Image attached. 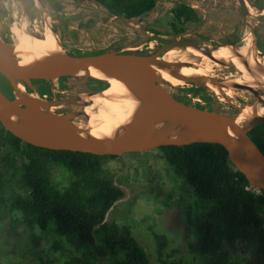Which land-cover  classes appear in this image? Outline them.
Listing matches in <instances>:
<instances>
[{
    "label": "trees",
    "instance_id": "trees-1",
    "mask_svg": "<svg viewBox=\"0 0 264 264\" xmlns=\"http://www.w3.org/2000/svg\"><path fill=\"white\" fill-rule=\"evenodd\" d=\"M93 1L120 19L146 17L157 4V0ZM47 2L60 24L67 25L62 1ZM202 21L197 10L182 1L154 24L165 28L166 34L180 35ZM94 22L81 21L79 26L89 28ZM88 82L95 90L108 86L98 79ZM34 83L41 95L52 96L49 81ZM0 88L13 98L12 87L1 73ZM248 135L264 153V123ZM156 153L182 179L174 202L193 234L192 252L206 254L209 264H264V190L250 185L226 148L194 142L161 146ZM117 157L35 146L0 123V229L11 244L6 260L13 264H188L176 257L178 249H165L166 236H158L163 241L153 261L130 224L108 219L126 195L107 166Z\"/></svg>",
    "mask_w": 264,
    "mask_h": 264
},
{
    "label": "water",
    "instance_id": "water-1",
    "mask_svg": "<svg viewBox=\"0 0 264 264\" xmlns=\"http://www.w3.org/2000/svg\"><path fill=\"white\" fill-rule=\"evenodd\" d=\"M36 5L41 0H35ZM243 9L244 23L248 34L241 36L236 44L207 43L184 39L176 35L168 42L149 53L106 50L91 55H79L73 51L52 53L47 57H36L31 63L21 65L15 52V42L7 41L0 35V73L9 81L13 98L0 88V123L22 141L29 144L55 149L71 150L96 155H123L131 152H144L165 145H186L194 142H211L224 146L236 169L241 171L256 189L264 190V153L248 135L256 126L264 123V115H253L245 123L237 122L238 115L247 107L260 103L264 105L263 92L258 85L239 82L242 73L232 61L218 58L214 52L221 47H232L233 52L251 72L246 57L238 52L248 37L258 58L264 52L257 46L256 35L249 17H261L262 10L254 11L251 0H237ZM252 10L254 12H252ZM52 31L54 26L50 24ZM60 42V41H59ZM194 47L219 65L217 70L206 75H184L185 66H196L190 60H166L164 55L172 49ZM95 67L105 76L124 82L139 99V105L131 121L120 128L114 137H97L87 127L78 123L90 120L86 111L92 97L101 95L109 86L107 79L92 75ZM163 68L186 83L208 88L207 84L218 87L229 102L232 98L236 111L224 113L217 109H204L180 100L171 89L176 86L167 82L158 72ZM225 76V77H224ZM63 77L98 79L108 84L101 90L91 89L88 93L59 97V82ZM53 82L52 96L41 95L34 80ZM58 81V83H56ZM24 86V91L20 90ZM241 92L251 96V102L242 97ZM89 98V99H88Z\"/></svg>",
    "mask_w": 264,
    "mask_h": 264
},
{
    "label": "rangeland",
    "instance_id": "rangeland-1",
    "mask_svg": "<svg viewBox=\"0 0 264 264\" xmlns=\"http://www.w3.org/2000/svg\"><path fill=\"white\" fill-rule=\"evenodd\" d=\"M61 1L63 12L69 17V21L63 36L57 31L59 43L65 50L77 54L105 50L146 52L157 48L161 42L159 38L162 36L152 33L151 22L157 18L159 20L170 8L182 1L195 5L200 10L218 8L220 14L223 8L227 11L230 8L238 10L239 5L237 0H157L154 11L147 18L131 20L116 18L103 6L92 0ZM33 3L28 4V8L25 0H0V35L4 39L14 41L17 37L21 38L24 35L22 31H20L21 35L19 31H12L13 26L25 28L40 39L46 38L50 24L61 28L59 21L54 18L55 11L46 4L47 2L41 0V4L36 5V1L33 0ZM249 3L254 11L263 9L256 4L255 0H251ZM236 13L241 17L239 23L240 37L244 34L247 35L248 28L243 21L244 15L242 12L237 11ZM262 18L264 15L261 17L252 16L248 20L254 28ZM89 19L95 20L89 28L79 26L81 21ZM223 23L217 19L212 24L204 22L199 27H195L191 33L193 35L200 33L212 25L210 29L216 31L214 34L218 38L219 32H223V29L226 31L230 29L229 25L226 26ZM178 53L179 55H187L182 51H178ZM210 65L212 70L219 68L218 64L210 63ZM49 84L52 86L53 82L49 81ZM170 84L176 86L175 89H171L174 94L185 90L192 91V93L199 92L207 97H213L215 109L218 111L232 112L229 109L228 100L220 93L212 92L208 88L196 89L191 83H186L183 80ZM59 85V97L88 93L91 90V85L84 78L67 77L60 81ZM239 94L246 101L251 102L250 94L244 92ZM91 97L93 98V96ZM232 100L235 104L242 105L236 99L232 98ZM96 108L97 104L91 101L88 109L95 112ZM88 123L83 119L78 124L90 129ZM156 149L126 153L107 162L117 184L126 191L125 197L118 201L109 212L108 219L130 224L136 238L145 246L153 261H156V251L159 249L160 242L163 241L162 238L158 239V236H166L168 243L165 249L167 251L178 249L177 258L183 259L188 264H209V258L206 254L192 252L190 244L193 240V234L183 222L180 211L174 202L179 193L177 186L181 187L182 179L163 156H157ZM153 167L154 169H152ZM6 236L8 235L0 229V264H13L4 256L11 246V244L6 243ZM8 238L10 237L8 236ZM188 248L189 251L186 252Z\"/></svg>",
    "mask_w": 264,
    "mask_h": 264
},
{
    "label": "bare ground",
    "instance_id": "bare-ground-1",
    "mask_svg": "<svg viewBox=\"0 0 264 264\" xmlns=\"http://www.w3.org/2000/svg\"><path fill=\"white\" fill-rule=\"evenodd\" d=\"M252 12L254 11L252 10ZM12 31L24 32V35L21 38L17 37V39L14 40L15 52L21 65L31 63L36 57H47L52 53L62 51L59 40L56 34L51 32L52 29L50 26H48V33L46 32L47 36H45V39H40L34 36L25 28L13 26ZM178 51L185 52L187 55H179ZM238 52L246 57L251 72L248 71L240 58L233 52L232 47H221L214 52V55L218 58L232 61L237 66L236 68L242 73V75L236 79L237 81L248 82L253 85L261 83L259 89L263 92L264 98V57H257L250 37L244 40V45L239 47ZM164 59L170 61L181 59L183 61L190 60L196 62V66H185L181 69V73L184 75H206L213 73L210 59L194 47L172 49L165 53ZM157 69L167 82H181V79L174 77L169 70L163 68ZM91 73L96 77L107 79L109 86L103 94L93 96L92 100L97 104V110L95 109V112H92L90 109H86L90 114L88 126L91 133L97 137H114L118 130L127 125L133 118L139 105V99L121 80L107 77L95 67L92 68ZM207 85L212 90L216 91V93H219L218 87L212 84ZM19 87L20 90L24 91L23 85H20ZM256 114L264 115L263 104L256 103L245 107L238 115L237 122L243 124Z\"/></svg>",
    "mask_w": 264,
    "mask_h": 264
},
{
    "label": "flooded vegetation",
    "instance_id": "flooded-vegetation-1",
    "mask_svg": "<svg viewBox=\"0 0 264 264\" xmlns=\"http://www.w3.org/2000/svg\"><path fill=\"white\" fill-rule=\"evenodd\" d=\"M42 1L43 2H47V0H42ZM255 1H256V4L260 8H264V0H255ZM25 3L27 5V7L29 8L28 4L31 5L33 3V0H25ZM46 4L48 6H50V4L48 2ZM191 6L197 10V12L202 16V19H203V21L199 25L194 26V28L195 27H199L204 22H209V23L212 24L217 19V21L224 22L223 23L224 25H226V26L229 25L230 29L228 31H226V29H223V32H219L220 35H219L218 38H216L215 37L216 35L214 34V32H216V31H214V30L212 31L210 29L212 27V25H210L209 29H206L205 31H200V33H197V34L195 33L194 35L191 33V31H194L193 30L194 28H192V29H188L187 31H185V33L180 34V35H182V37L184 39L196 40V41L207 43L208 45H218V44H221V43L236 44V43H238L240 41L241 37H240V32H239V23L241 22V17L238 15V13H236L238 11V12H242V14L244 15L243 9H242V7L240 5H238V10L235 9V8H230L227 11L225 8H223L221 14H220L218 8H215V7H213L210 10L209 9L200 10L199 8L195 7V5H191ZM222 6H224V4H222ZM154 9L152 10V12L154 11ZM52 10H54V9L52 8ZM55 12H54V18L57 19L56 18L57 13H55ZM149 15H147L146 17H143V18H131V20L132 19H137V20L141 19L142 20V19L147 18ZM116 18H118V17H116ZM118 19H120V18H118ZM158 21L159 20L157 18V19H155V20H153L151 22L152 23L151 29H152V33L162 36V37L159 38V40L161 41L160 43L168 42L169 39H171L173 37H176L175 34H166V33H164L165 28H163L162 26L154 24V23H156ZM59 25L61 27L60 29L57 28L58 27L57 25L54 26V27L59 32V34L61 36H63L65 28L68 27V24L65 25V26L64 25L62 26L60 24V21H59ZM254 33L256 35L258 48L261 51L264 52V18H262V20H260V22L258 24H256V27H254ZM155 49H153V50H155ZM153 50L146 51V52L140 51L138 53L144 54V53H149V52H151ZM95 52H99V51H95ZM126 52H130V51H126ZM192 86L195 87L196 89H200V90L204 89V87L196 86L194 84H192ZM90 88L93 89L92 86H90ZM175 95L180 100H182V101H184V102H186L188 104L195 105L197 107L204 108V109H210V110L215 109V102H214L213 97H207L206 95L200 94L199 92H193L192 93V91L185 90V91H181L180 93H176ZM227 103L229 105L230 111L233 112V110H236V107L234 106V102L233 101L232 102L228 101ZM119 156H121V155H119Z\"/></svg>",
    "mask_w": 264,
    "mask_h": 264
},
{
    "label": "built area",
    "instance_id": "built-area-1",
    "mask_svg": "<svg viewBox=\"0 0 264 264\" xmlns=\"http://www.w3.org/2000/svg\"><path fill=\"white\" fill-rule=\"evenodd\" d=\"M254 188V187H253ZM254 189H256V188H254ZM257 190H259V189H257Z\"/></svg>",
    "mask_w": 264,
    "mask_h": 264
}]
</instances>
